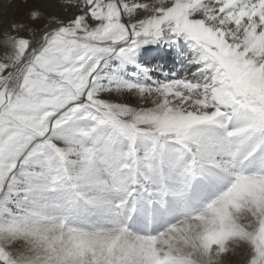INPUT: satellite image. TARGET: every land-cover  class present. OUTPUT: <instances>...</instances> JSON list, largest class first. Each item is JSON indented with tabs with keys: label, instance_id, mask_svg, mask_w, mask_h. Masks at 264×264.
I'll use <instances>...</instances> for the list:
<instances>
[{
	"label": "snow or ice",
	"instance_id": "snow-or-ice-1",
	"mask_svg": "<svg viewBox=\"0 0 264 264\" xmlns=\"http://www.w3.org/2000/svg\"><path fill=\"white\" fill-rule=\"evenodd\" d=\"M24 3L0 264H264V0Z\"/></svg>",
	"mask_w": 264,
	"mask_h": 264
},
{
	"label": "bare ground",
	"instance_id": "bare-ground-1",
	"mask_svg": "<svg viewBox=\"0 0 264 264\" xmlns=\"http://www.w3.org/2000/svg\"><path fill=\"white\" fill-rule=\"evenodd\" d=\"M14 1L15 2L18 1V2L15 5V11L13 13V16H12V14L9 15L7 13V11L6 12H0V20L12 19L14 16L16 19H19L27 11V8L29 7V5H26L24 3V1H21V0H14ZM7 10H9V9H7ZM223 264H241V257L239 255H236V254L225 255L223 257Z\"/></svg>",
	"mask_w": 264,
	"mask_h": 264
},
{
	"label": "rangeland",
	"instance_id": "rangeland-1",
	"mask_svg": "<svg viewBox=\"0 0 264 264\" xmlns=\"http://www.w3.org/2000/svg\"><path fill=\"white\" fill-rule=\"evenodd\" d=\"M24 1V0H21ZM12 4H11V3ZM18 1H14V0H0V12H6L13 16V13L15 11V5L17 4ZM15 3V4H14ZM11 6V7H10ZM13 6V7H12ZM9 9V10H7ZM10 12V13H9ZM12 19H16L15 16Z\"/></svg>",
	"mask_w": 264,
	"mask_h": 264
}]
</instances>
